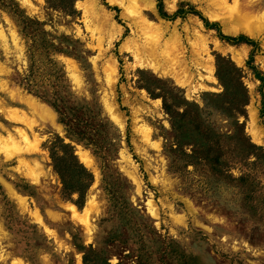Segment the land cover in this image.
Wrapping results in <instances>:
<instances>
[{"label":"rangeland","instance_id":"obj_1","mask_svg":"<svg viewBox=\"0 0 264 264\" xmlns=\"http://www.w3.org/2000/svg\"><path fill=\"white\" fill-rule=\"evenodd\" d=\"M153 1L0 0V133L24 146L25 116L40 142L24 160L0 152V264H264L262 151L243 159L226 146L220 170L193 159L165 107H197L224 141L238 132L264 149V34L227 33L230 13L212 0ZM30 98L61 130L36 118ZM75 159L94 176L85 193L67 192L59 171L75 178L65 173L80 171Z\"/></svg>","mask_w":264,"mask_h":264},{"label":"bare ground","instance_id":"obj_2","mask_svg":"<svg viewBox=\"0 0 264 264\" xmlns=\"http://www.w3.org/2000/svg\"><path fill=\"white\" fill-rule=\"evenodd\" d=\"M140 1H143L144 5L147 2V5L150 7V9L154 10V5H153L154 1L153 0H140ZM212 1H213L212 3L214 6H220L219 9H222L221 6H223V8L225 10L229 11V13H230L227 15L225 14L224 21H223V24L225 26L227 33L232 34V35L244 33V34L249 35V36L254 37V38H261L263 36V34H264V9L262 10V15H258L259 9H257V5H260L262 0H234V5H233L234 8H232V9H230L231 7L228 5V0H212ZM228 9H230V10H228ZM233 11H234V13H233ZM211 16H214V15L211 14ZM137 18L139 19L137 21L138 24H140L141 22L147 23L146 16L142 13V11L139 12V16ZM141 24L143 25V23H141ZM10 31L13 35V38L15 40H17L18 37H17V33L15 32V30L12 28ZM6 37L7 36H6L5 31L0 27V40H6ZM219 42L220 41L217 40V47H219L220 49H224V45L219 44ZM153 46H151V47H153ZM156 46L158 47L159 45H156ZM160 47H161V45H160ZM150 49H153L152 51H154L155 48H150ZM140 50L141 49H139V51ZM229 50L231 51V53H232V55H233V57L237 63H243L245 55H244V52L242 50H238L237 48H234V47H230ZM136 56L139 57L138 59L140 61H142L139 52H136ZM160 60H162V59L160 58ZM153 63H154V61H153ZM159 64H160V62H159ZM148 65L150 66V64H148ZM186 69H188V68H186ZM105 70H106L105 76L107 77V80L109 82H112L116 78L115 74L117 73V67L116 66L114 67L111 65V69H105ZM198 71H199V69H198ZM198 73H201V72H198ZM159 74H162V73H159ZM208 74H209V78H211L212 81H214V82L217 81L216 77L214 75V67H212V66L208 67ZM77 85L81 86V88H84L85 81L83 79H78ZM16 95H19V94H16ZM24 101L28 104L29 107H31L33 109L34 115L39 120H42L43 124H46V125L54 128L55 130H61V126L55 121V115H54L55 113L49 107V105H47L45 102L37 100L35 98L24 99ZM251 105H252V107H251V118L253 121H255L257 119V107L254 104H251ZM24 117H22L24 120V124L27 126V128L30 129V132L32 133V134H29L28 130L26 128H23V127L17 128L19 134L25 140L24 146L17 148V142L15 141V138L13 137L14 133H12L11 131L8 130L9 132H7V135H2L0 133V152L2 151L9 158H10V156H12L14 154V152H16V154L18 156H20L21 159H23V160L25 159V157L27 155H32V154H36V153L40 152V150H39V145H40L39 138L36 135V133L33 132L34 127L37 126L38 124L35 123L34 120H31L30 118L24 119ZM22 118L17 117L15 120L22 119ZM253 136H254V139L256 138L258 140H261V138H262V136L259 133H257L255 130H253ZM80 152H81V150H80ZM84 153H81V160H84L87 163V165L89 164V166L90 165L93 166V160L91 161L90 157H88L89 154L87 152L86 153L88 155H86ZM32 160L34 161L35 165L39 169L42 168V163L38 159H32ZM147 206L150 208L154 207V201L152 198H149L147 200ZM23 208H24V206H23ZM70 209H71L70 211H72V212L74 211V213L76 212L75 207H71ZM36 215L38 216V214H36ZM36 215H35V217H36ZM258 253H261V251H259ZM255 264H258V263H255Z\"/></svg>","mask_w":264,"mask_h":264},{"label":"trees","instance_id":"obj_3","mask_svg":"<svg viewBox=\"0 0 264 264\" xmlns=\"http://www.w3.org/2000/svg\"><path fill=\"white\" fill-rule=\"evenodd\" d=\"M236 70H238V68H236ZM259 79L264 80L262 76L259 77ZM224 85L227 89L228 85L226 82ZM247 103L248 97L246 95V98L244 101H242L241 105L245 106ZM165 107L171 115V120L176 131V143L182 148L185 146H192L193 159H200L203 157L204 159H207V161H209L214 168L220 170L219 167H223V165L227 164L225 154L223 153V150L226 148V146L232 147L235 151L234 153H237L236 156L242 157L243 159L249 158L250 155L254 153V150L260 149L263 155L261 159L263 160L264 166V149L262 146L253 143L247 137L241 139L238 136V132L234 135L228 136V140L224 141L225 139L223 135L217 133L213 127H210L205 123L199 108L195 107L193 111H190L188 108H186L183 112H181L178 109L175 110L166 102ZM217 107L224 109L222 106ZM238 124L241 125L242 123L238 122L237 126H239ZM243 131L244 130L242 128V133L245 135ZM70 151L72 152V150ZM73 157L75 158V155ZM75 161L77 164L76 166L80 169V171L72 169V167H69V169L65 171L66 175L67 172H69L74 175L75 178H73V176L71 178H66L67 176L64 175V170L59 169L58 164L57 168L59 171H61V175L64 176V186L67 192L72 193L73 191H84L85 193L90 187L94 176L81 162L77 161L76 159ZM105 264L112 263L106 260Z\"/></svg>","mask_w":264,"mask_h":264}]
</instances>
